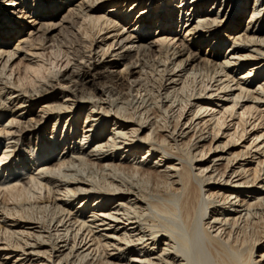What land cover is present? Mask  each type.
Here are the masks:
<instances>
[{
    "label": "bare ground",
    "instance_id": "1",
    "mask_svg": "<svg viewBox=\"0 0 264 264\" xmlns=\"http://www.w3.org/2000/svg\"><path fill=\"white\" fill-rule=\"evenodd\" d=\"M0 84V264H264V0H0Z\"/></svg>",
    "mask_w": 264,
    "mask_h": 264
},
{
    "label": "rangeland",
    "instance_id": "2",
    "mask_svg": "<svg viewBox=\"0 0 264 264\" xmlns=\"http://www.w3.org/2000/svg\"><path fill=\"white\" fill-rule=\"evenodd\" d=\"M188 11V10H187ZM246 16H248V15H246ZM246 16H244V18H243V20H245V24H246V19H247V17ZM246 17V18H245ZM242 32H243V30H242ZM155 34V32H153V35ZM156 35V34H155ZM186 36V33H183V32H181V34L179 33V38H184ZM227 46H228V44L225 46V48H227ZM96 47V43L94 42L93 44H92V49H94ZM118 46H116V48H117ZM113 48H111L110 49V51L112 50ZM89 52H87V54H88ZM94 53V50H93V52L91 53V56L92 55H94L93 54ZM20 54H22V53H19V55ZM24 54V53H23ZM62 57V56H61ZM66 57H64L63 59H62V61H61V59H60V64H61V62H63L64 61V59H65ZM74 63V60L72 61V63L70 64V65H68L67 67L65 66V65H63L62 66V68L60 69V74H63L64 72H66L65 71V69H67V71L69 70V68H70V66L72 65ZM15 65V64H14ZM20 65V64H19ZM21 66V65H20ZM20 66H18L17 64L13 67V69H15L14 71H13V74H12V76L10 77L11 79H8V80H10V82H11V84H7L8 86H10L11 88L13 87V85H12V82H14V80L16 81L17 79H18V74H20V70H18V67H20ZM48 66H50L49 64H48ZM119 66H121V67H124V64H120ZM11 72V71H10ZM46 74H47V72H46ZM59 74V75H60ZM36 77V76H35ZM41 78H39V77H36V80H37V84L36 85H34V87L36 86H40V85H42L44 82H45V80L44 79H42V80H40ZM18 83V82H17ZM1 85V84H0ZM26 85V86H25ZM24 85V87H26V88H33L32 87V85H31V83H30V85L28 86V83L27 84H25ZM7 89V88H6ZM5 89V90H6ZM9 90H11V89H9ZM58 92H60V91H58ZM11 118V117H10ZM7 120L8 119H5V121H4V118H1L0 119V121H4L3 122V124L5 123L6 124V122H7ZM1 122V123H2ZM1 145H3V143H1ZM25 149H27L26 147H25ZM3 151H4V149H3ZM27 151V150H26ZM27 157L30 155V154H28V153H26L25 154ZM27 161H29V159L27 158ZM32 170V171H31ZM31 170L29 169V171H31V172H34L33 174L34 175H38L37 173H38V171L35 169V167H32L31 168ZM36 170V171H35Z\"/></svg>",
    "mask_w": 264,
    "mask_h": 264
},
{
    "label": "snow or ice",
    "instance_id": "3",
    "mask_svg": "<svg viewBox=\"0 0 264 264\" xmlns=\"http://www.w3.org/2000/svg\"><path fill=\"white\" fill-rule=\"evenodd\" d=\"M32 71H36V69H31Z\"/></svg>",
    "mask_w": 264,
    "mask_h": 264
}]
</instances>
